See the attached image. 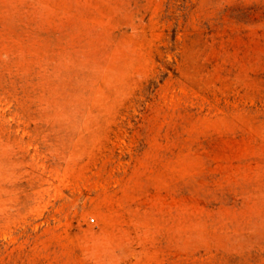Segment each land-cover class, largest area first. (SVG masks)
<instances>
[{"label": "rangeland", "instance_id": "1", "mask_svg": "<svg viewBox=\"0 0 264 264\" xmlns=\"http://www.w3.org/2000/svg\"><path fill=\"white\" fill-rule=\"evenodd\" d=\"M0 264H264V0H0Z\"/></svg>", "mask_w": 264, "mask_h": 264}, {"label": "built area", "instance_id": "2", "mask_svg": "<svg viewBox=\"0 0 264 264\" xmlns=\"http://www.w3.org/2000/svg\"><path fill=\"white\" fill-rule=\"evenodd\" d=\"M91 221H92V219H91Z\"/></svg>", "mask_w": 264, "mask_h": 264}]
</instances>
